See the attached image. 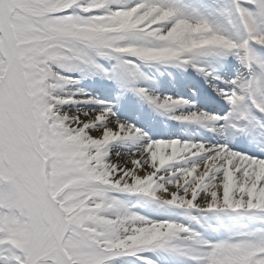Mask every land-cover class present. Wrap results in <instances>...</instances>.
<instances>
[{
  "label": "snow or ice",
  "instance_id": "6c2138e0",
  "mask_svg": "<svg viewBox=\"0 0 264 264\" xmlns=\"http://www.w3.org/2000/svg\"><path fill=\"white\" fill-rule=\"evenodd\" d=\"M0 264H264V0H0Z\"/></svg>",
  "mask_w": 264,
  "mask_h": 264
}]
</instances>
